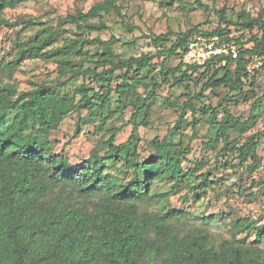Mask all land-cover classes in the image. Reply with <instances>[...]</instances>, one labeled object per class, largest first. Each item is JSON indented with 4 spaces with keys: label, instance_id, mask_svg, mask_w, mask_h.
<instances>
[{
    "label": "trees",
    "instance_id": "trees-1",
    "mask_svg": "<svg viewBox=\"0 0 264 264\" xmlns=\"http://www.w3.org/2000/svg\"><path fill=\"white\" fill-rule=\"evenodd\" d=\"M25 1L0 0V25L12 27L16 24L18 20L3 17V11ZM194 2L203 6L200 0ZM111 10L120 13L119 7L103 0L93 4L87 12L66 14L59 18L62 23L50 27L37 18L20 19L29 27L43 30L32 43L20 46L10 67L18 66L27 58H48V47L62 31L61 24L66 22L74 23L79 33L61 48L80 54L77 46L81 38L105 28L102 12ZM215 14L219 23L225 26L204 32L207 36L219 35L225 27L233 25L226 18L224 9L216 10ZM241 25L250 31L256 29L259 34L250 47L238 48L247 58L240 54L235 59L220 55L213 57L204 68L184 65L181 54L185 42L190 35L199 32H195L196 28L186 32L167 30L144 36L154 46L175 37L173 43L160 53L120 60L104 55L87 60L88 66L58 59L57 75L53 79L41 82L32 90L19 92L16 97L12 96L17 92L15 87L0 85V264H155L157 257H162L164 264H264V247L261 246L264 230H259L252 222L231 221L236 230L245 229L243 242L235 245L226 241L215 251L207 247L206 235L182 234L174 228L170 223L178 214L174 210L148 211L139 207L149 199V189L155 180H170L176 185L183 183L180 159L188 152L189 144L181 146L171 138L182 134L183 127L188 126L192 131L188 140H194L199 119L195 114L190 120L183 119L186 108L191 113L198 111L191 98L184 101L174 125L160 140L155 137L151 141L152 153L146 159H139L137 153L138 119L147 116L159 85L169 83L170 79L172 85L185 84L186 88L191 83L197 85L213 63L220 64L206 77L198 98L206 96L205 90L214 92L224 88L227 93L210 110V113L215 112L208 121L214 135L205 145L215 152L216 158L230 152L241 164L251 159L246 168L250 171L255 168L257 156L253 136L240 145L228 142L231 116L229 108L222 104L229 93L242 91L244 86L253 90L255 77L242 73V67L249 57L264 58V17L258 14ZM161 55H164L162 60ZM175 55L180 58L179 63L167 68L166 59ZM231 62H234V71L228 68ZM156 64L160 65L162 82H153L149 87L143 74ZM100 81L106 82L103 93L90 87L91 82ZM68 85L73 89L72 103V99L78 98L72 106L77 120L71 135L57 153L52 150L51 142L41 136L56 130L72 111L57 107L58 101H66ZM139 88H144V92H139ZM114 93L122 112L131 109L128 122L132 128L127 139L115 144L118 128H112L108 130L103 154L92 149L88 157L71 163L64 148L82 132L81 119L89 116L103 120L109 97ZM206 109L202 106L201 112ZM10 111L13 116L8 122ZM112 162L121 163L123 169H131V178L122 182L109 170ZM209 177L208 171L199 173L190 190L199 194L202 188L210 185ZM250 232L254 233L255 240L247 245L245 237Z\"/></svg>",
    "mask_w": 264,
    "mask_h": 264
},
{
    "label": "rangeland",
    "instance_id": "rangeland-1",
    "mask_svg": "<svg viewBox=\"0 0 264 264\" xmlns=\"http://www.w3.org/2000/svg\"><path fill=\"white\" fill-rule=\"evenodd\" d=\"M100 1L103 0H26L14 8L5 9L3 17L18 21L12 27L0 25V85L15 87L17 92L12 96L16 97L19 92L32 90L41 82L53 79L57 75L58 59L69 60L77 66H88L87 60H95L100 56L120 60L145 53L163 52L162 50L173 43L174 36L167 43L158 46L152 45L144 36L167 30L186 32L196 28L195 32L204 33L218 27L224 28L225 25L219 23L215 14V11L220 9H224L226 18L233 22L232 26L225 27L219 34L220 42L227 44L229 49H245L251 46V41L257 39L259 34L256 29L250 31L241 24L258 14L264 17V0H200L203 6H199L194 0H109L111 4L119 7L120 13L117 14L113 10L102 12L105 28L90 32L81 38L82 41L77 46L80 54L61 48L79 33L74 23L66 22L61 24L62 31L48 47V58H27L18 66L10 67L9 63L20 46L32 43L43 30L40 27H29L20 19L37 18L45 21L46 27H50L62 23L60 19L66 14L87 12L93 4ZM238 53L247 58L239 49ZM163 56H160V60ZM179 61L177 55L169 57L165 66L175 67ZM219 64H211V69L209 72L205 71L208 73H204L206 76L202 77L197 85L191 83L187 88L185 84L172 85V79L167 84L159 85L147 116L145 119H138L137 127L138 157L146 159L152 153L151 141L155 137L160 140L166 134L167 129L174 125L179 116L184 101L191 98L194 109L198 111L191 113L190 109L186 108L183 111V119L190 120L193 114L199 119L195 129L196 138L188 140L192 134L188 126L183 127L182 134L171 138L181 146L189 144L188 152L180 159L184 181L176 185L170 180H155L149 189V199L140 203L139 207L148 211L174 210L178 213L170 220L174 228L182 234L197 232L206 235L207 247L215 251L226 241L235 245L243 242L245 229L236 230L231 221L242 219L252 222L259 230H264V58L249 57V61L242 67V73L255 77L253 90L244 86L242 91L229 93L227 100L222 101V104L229 108L231 116L232 128L227 132L228 142L231 145H240L249 136H253L257 162L251 171L246 168L251 164V159L248 158L241 164L230 152L216 158L215 152L205 145L214 135L212 125L208 121L212 120L215 112L210 113V110L226 95L227 90H205L203 94L206 96L202 99L198 98V92L206 77ZM228 68L234 71V62H231ZM159 69L160 65L156 64L143 74L149 87L153 82H162ZM105 86V81L90 83V87L98 93L105 92ZM66 89L67 99L64 102L58 101L57 107L72 110L78 98L72 99V103V86L68 85ZM139 92H144V88H139ZM118 105L117 95L111 94L103 120L89 116L81 119L82 132L64 148V153L71 163L88 157L92 149L99 155L103 154L106 149L105 140L109 137L108 130L112 128H118L115 144L127 139L132 128L128 122L131 109L122 112ZM202 106L207 108L204 113L201 112ZM12 116L10 111L8 122H11ZM76 120L77 113L72 110L56 130L44 133L41 137L49 140L52 150L58 153L71 135ZM195 166H199V169H195ZM108 167L122 182L128 181L132 176L131 169H123L119 162H112ZM206 171L210 172V185L202 188L199 194L191 191L190 187L196 182V176ZM245 240L247 245L252 244L255 240L254 233L250 232ZM261 246L264 247V240ZM154 260L155 264H164L162 257Z\"/></svg>",
    "mask_w": 264,
    "mask_h": 264
},
{
    "label": "built area",
    "instance_id": "built-area-1",
    "mask_svg": "<svg viewBox=\"0 0 264 264\" xmlns=\"http://www.w3.org/2000/svg\"><path fill=\"white\" fill-rule=\"evenodd\" d=\"M227 44L221 43L218 34L207 36L204 33H194L190 35L181 54V62L188 66L204 67L213 57L223 54L232 55L237 58L238 49L227 48ZM257 57V56H254Z\"/></svg>",
    "mask_w": 264,
    "mask_h": 264
}]
</instances>
